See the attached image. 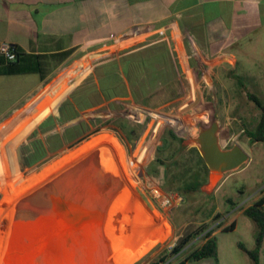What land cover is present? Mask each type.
Listing matches in <instances>:
<instances>
[{
	"label": "crops",
	"instance_id": "1",
	"mask_svg": "<svg viewBox=\"0 0 264 264\" xmlns=\"http://www.w3.org/2000/svg\"><path fill=\"white\" fill-rule=\"evenodd\" d=\"M263 11L264 0H0V42L16 48L13 61L0 55V124L13 115H25L30 111L38 114L39 119L55 110L69 89H63L66 81L81 77L92 57L99 55L91 54L94 51L107 56L92 63L82 76L78 85L80 93L75 97L77 114L61 121L58 128L68 123L66 129H69L78 120L88 125L82 117L88 110L85 114L91 118L131 115L141 122V115L163 108L179 97L182 78H188L189 83H199L203 79V74L198 76L195 72L197 67H202L200 60L210 61L214 67L235 65L236 57L229 47L214 44L229 38L233 42L242 38L251 40L263 26L259 21ZM246 28L250 30L246 31ZM186 45L192 48V55ZM75 65L76 69L67 72ZM179 71L186 75L181 76ZM49 86H52L51 90L41 98ZM72 93L73 89L66 100L71 99ZM184 93L190 96L189 90ZM191 94L195 98V92ZM53 116L57 117V114ZM80 133L77 129L75 135ZM108 139L113 141L108 135L97 136L64 155L30 181L28 188L13 198L10 207L43 181L65 172L74 162L104 147ZM247 142L255 143L249 138ZM69 155L72 156L65 158ZM262 193L244 204H234L231 215L221 214L208 225L219 222L211 235L227 231L224 228L229 225H232L230 230H237L242 225L255 233V224L244 214V209ZM127 202L133 201L109 202V207ZM137 216L136 212H131L128 218ZM109 217L110 229L121 225V234L127 222L114 223L118 214L113 208ZM151 226L148 222L126 241L137 235L132 242L135 247L146 238ZM253 246L254 238L252 246L247 248ZM116 254L120 256L118 251ZM131 256H128L129 260ZM259 264H264V240L259 251Z\"/></svg>",
	"mask_w": 264,
	"mask_h": 264
},
{
	"label": "rangeland",
	"instance_id": "2",
	"mask_svg": "<svg viewBox=\"0 0 264 264\" xmlns=\"http://www.w3.org/2000/svg\"><path fill=\"white\" fill-rule=\"evenodd\" d=\"M250 13L252 14V12ZM259 21H262L263 26L251 40L242 38L238 42H233L232 38H229L216 44L213 43L217 47L228 46L235 54V65L214 67L210 61L202 62L199 59L202 67H197L198 71L195 69V72L198 76L203 74V79L199 83H189L188 78H182L183 83L180 85L179 97L163 108L141 115V122H138V117L131 115H103L91 118V116L85 114L89 110L83 112V119L88 121L86 132L83 135L79 134L81 137L73 140V132H70L69 137L64 134V129L69 125L64 123L63 127H59L62 132V145L54 154L34 163L24 171L18 170L19 157L16 161L15 152L17 147L24 143L26 135L30 131L28 130L29 127L45 119L48 115L58 114V111L55 108V110L49 111L39 119L37 118L38 114L35 115L29 111L24 116L22 115V118L21 115H13L2 122L0 124V237L3 231L4 233L7 232L10 225L11 211H9L8 216L5 212L8 210L5 205L10 192L13 194L18 186L29 183L64 155L100 135H108L113 138V141L106 140L104 147H100L98 150H103L99 157L108 162L106 165L111 170L107 171L119 181V188L117 187L114 193L129 194L130 199H135L136 204H139L138 208H141L140 210L137 206H135L136 208L133 207L134 211L139 210L136 212L137 215L140 218L146 216L147 219L144 217L142 219L148 220L152 224L146 238L142 239L135 247L132 244V249L128 248V245L137 238V235L123 242H120L119 234L116 237L115 234L108 239L110 249L107 258L111 260V264H125L126 262L127 264H147L158 258L163 251L169 250L186 232L196 229L202 223L212 224L220 218L221 214L231 215L232 207H235L234 204H244L257 193H262L264 189V142L246 143L248 139L246 130L254 128L259 116V109L248 98V92L254 94L264 104V11ZM238 27L235 30H238ZM245 30L249 31L250 28ZM248 34L250 33L246 35ZM186 48L189 54L192 55L190 45H186ZM91 54L99 55L92 57L93 60L90 61L78 80L71 77L66 81L63 89L65 90L68 87L69 89L66 96L58 103L69 97L73 86L79 85L82 76L90 69L92 63L107 56L98 51ZM190 60L192 59L190 58ZM82 61H85V59ZM77 65L72 69H68L67 72L76 69ZM179 73L181 76L186 75V73L182 74L180 71ZM82 85L84 83L80 86ZM51 87L49 86L40 97L43 98L45 93L51 90ZM188 90L190 91L189 97L184 93ZM193 91L195 92V98L191 94ZM214 117L218 118L220 124L221 144L230 146L233 143H239L250 157L238 170L226 173L217 188L218 183L210 190L203 189L202 185L198 191L182 193L165 187L166 166L174 171L173 161L181 163L184 160L195 158L194 153L190 150L191 146L186 145L188 140L185 138L182 139L183 145L186 146L182 155L178 151L170 155L171 151L169 149L163 151L161 139V143L153 155L147 156L141 161L137 160L143 149V141L147 139L153 129L161 135L166 130H172L178 137H181L178 133L190 126V135L194 136L198 132L199 124H208ZM110 119L115 120L109 122ZM14 121H16L15 124ZM129 128H135L137 132L132 136H128L127 130ZM236 133L237 135L232 137ZM175 146L174 144L172 147ZM156 157L162 159L165 164L157 163ZM81 160L83 158L74 162V165ZM159 182L162 183L164 189L178 193L183 197L180 205L167 214L163 213L162 207H155L156 205L148 192V186ZM14 196L17 195L14 193ZM106 204L108 206L105 207V210L110 215L112 207H109V201ZM107 213L104 216L105 218ZM216 213L220 214L218 218H215ZM105 218H103V221ZM127 226L125 225V229ZM4 237L5 234L2 240ZM215 238L219 248V254H217L219 264H252V261L246 255V251L239 246V243L246 248L252 246L254 231H247L241 225L237 230L218 232ZM202 239V234L193 238L178 255L172 256L170 262L165 264H173L183 258L190 250L199 246ZM1 244L3 245V241H1ZM116 251L121 255L116 254ZM130 255L132 256L129 260L128 256ZM187 264H214V260L206 258L201 261H191Z\"/></svg>",
	"mask_w": 264,
	"mask_h": 264
},
{
	"label": "water",
	"instance_id": "3",
	"mask_svg": "<svg viewBox=\"0 0 264 264\" xmlns=\"http://www.w3.org/2000/svg\"><path fill=\"white\" fill-rule=\"evenodd\" d=\"M219 132L220 124L218 118L214 117L208 124H199L198 132L194 136L190 135V126L178 133L182 139L188 140L186 145L198 149L206 164L208 179L202 188L207 190L212 189L225 173L239 168L249 159V154L239 143L223 147ZM18 156L20 160V153ZM94 159H98L96 152H92L20 201L3 264H51L53 255L56 257L57 246L68 253L71 264L112 263L107 258L109 241L100 230L105 210L102 207L104 202L101 201H109L108 196L119 185L114 183L117 179L105 171L104 182L100 183L99 194L95 197L87 194L73 199L60 197L64 194L58 192L60 188L67 189V181L72 186L73 177L82 172L98 182L100 177L92 166ZM50 194L55 195L52 197L53 207H26L32 201L38 202ZM32 241H36L38 246L28 251L27 245L33 243Z\"/></svg>",
	"mask_w": 264,
	"mask_h": 264
},
{
	"label": "trees",
	"instance_id": "4",
	"mask_svg": "<svg viewBox=\"0 0 264 264\" xmlns=\"http://www.w3.org/2000/svg\"><path fill=\"white\" fill-rule=\"evenodd\" d=\"M16 50V48H15ZM248 98L254 102L255 106L259 109V116L252 130H246V134L250 142H264V104L252 93L248 92ZM77 114L73 108V93L71 99L66 101V107L61 111V121H66L75 117ZM52 117H49L51 120ZM163 151L168 149L173 152H180L183 154L185 145L182 143V138L178 137L172 130L164 131L162 135ZM174 144L176 145L175 147ZM173 148V149H172ZM190 150L194 153L195 158L190 160H184L183 162L173 161L174 171L170 167L166 166V182L165 187L167 189H175L182 193H188L198 191L200 187L207 182L208 168L204 163L198 149L195 146H191ZM101 159V158H100ZM102 163L106 167L107 161L102 160ZM113 161V160H112ZM156 162L165 164L162 159L156 157ZM111 170V169H110ZM150 171V168H149ZM173 171V172H172ZM172 172V174H170ZM244 214L249 217L255 224L254 233V246L251 249L244 247L241 243L239 246L246 251L249 257L252 259L253 264H259V251L264 240V194L251 202L244 209ZM220 216L216 213L215 218ZM208 224L202 223L196 229L186 232L179 240L173 244L169 250L163 251V253L156 259L150 261L147 264H165L169 263L170 258L174 255H178L183 247L188 244L193 238L202 234L204 241L197 247L190 250L183 258L179 259L173 264H186V262L200 261L202 259L211 258L214 260V264H219L217 258V243L215 236L211 233L214 228L208 229ZM232 225L224 228V230H230Z\"/></svg>",
	"mask_w": 264,
	"mask_h": 264
},
{
	"label": "bare ground",
	"instance_id": "5",
	"mask_svg": "<svg viewBox=\"0 0 264 264\" xmlns=\"http://www.w3.org/2000/svg\"><path fill=\"white\" fill-rule=\"evenodd\" d=\"M102 151L103 150H98L96 152L98 154V159H94L93 163H92V166H93L94 170L97 172V174L100 177V179L98 181L99 183L96 180L92 179V178L86 177L87 176L85 174L86 172L79 173V174H77V175H75L73 177V185L72 186L70 185L71 184L70 181H67L66 185H65L67 187V189L66 190L62 189L61 190V188H60V190H58L59 194H64V195H61L60 197L64 196V197H72L73 199H78L79 197L85 196L87 194L88 195H93V197H95V196H97V194H99V189L101 187L100 183L104 182L103 174H104L105 171L110 170V168L108 166H106V167L104 166V164L102 163V161H101V159L99 157L101 155ZM57 176L58 175H55L52 178L48 179L47 181H43V183L39 187H35V188L31 189L30 192L32 193L33 190L36 191L37 189H39L43 185L47 184L48 182H50L51 180L56 178ZM115 182L117 184L119 183L118 180L114 181V183ZM29 185H30V182L29 183H24V184L18 186L17 189L15 190V192H13V194L10 192V194L8 195V197L6 199V205L5 206H7L8 210L5 211V212H6V215L8 216L9 211H11V216H10V225L8 226L7 232L4 233V231H3V233H2V235L0 237V264H3V262H4L6 253H7L8 248H9L11 233H12V229H13L15 218L17 216L18 207H20L19 203L24 198V196H21L18 201L14 202V204H13L14 206L11 207V210H10V205L13 202V198L15 197L14 193L16 195L20 194L26 188H28ZM53 196H55V195L54 194H50V195H47L44 198H41L40 201H38V202L32 201L26 207H53L52 206V204H53L52 203V201H53L52 197ZM121 200H131V199H130V197H128V198L124 197V199L121 198ZM131 201H133V202H127L126 204H124L122 206L112 207L113 210H115V212L118 214V220H114V223H117V222H120V221H122V222L125 221V222H127L126 225H128L127 228L121 234H119L120 235V237H119L120 242L121 241L122 242L126 241L128 239V237H130L132 235V233H134V231L140 229L141 227L145 226L149 222L148 220L142 219L144 216L142 218H140L138 216L134 217L133 219H129L128 218V216H129V214L131 212H138L139 211L138 209L141 210V208L140 207L138 208V206H137V208H138L137 210L138 211L137 210L134 211L133 207H135V205H136L135 203L136 202H135V199L131 200ZM101 202L102 203L104 202V205L102 207H105L106 203H107V199H105V201L103 200ZM102 203H101V205H102ZM141 213H142V211H141ZM145 219H147V218H145ZM104 224H105V222L103 221L102 225H101V229H100L101 230V234L103 236H104V234H103V232H104ZM122 227H124V226H122ZM4 234H5V237L2 240ZM146 234H148V232ZM1 241H3V245L1 244ZM36 246H38V243L36 241L33 242V243H29V245H27V250L30 251L33 248L35 249ZM55 255H56V257L54 255L52 257L51 264H57V262H59L60 264H71L70 263V257L68 256V253H66L62 247L57 246Z\"/></svg>",
	"mask_w": 264,
	"mask_h": 264
},
{
	"label": "flooded vegetation",
	"instance_id": "6",
	"mask_svg": "<svg viewBox=\"0 0 264 264\" xmlns=\"http://www.w3.org/2000/svg\"><path fill=\"white\" fill-rule=\"evenodd\" d=\"M80 91V87L75 85L73 86V108L76 110V104H75V97L78 95V93ZM66 99L60 103H58V105L56 106V109L58 111L57 117L53 116V115H48L45 119L36 122L33 124L32 127H29L30 130L29 133L26 135V139L24 141V143L21 144V146L19 148L16 149V161H17V157L18 154L20 153V160L19 162H17L18 165V170L19 171H24L25 169L29 168L30 166H32L34 163H37L38 161L46 158L47 156L54 154L57 149L62 145V132L59 131L58 126L61 124V111L62 109H64L66 107ZM19 116V115H18ZM24 116V114H23ZM21 115V118L23 117ZM49 117H52L51 120H49ZM88 127V125L85 124V121L83 120H78L76 122H74L73 127H70L69 129L64 130V134L68 135V132L73 130V140L78 139L79 137H81L80 135H83L84 132H86L85 130H87L86 128ZM77 129L80 130V135L76 134ZM136 129L135 128H129L127 130V135L128 136H132L136 133ZM162 137V135H161ZM17 150H18V154H17ZM128 198V195H121V193L117 192V193H111V195L108 197L109 202H118L119 200ZM136 204V203H135ZM138 206V203L135 205ZM107 207V204L106 206ZM107 210H104L103 213V218H105L104 216L106 215ZM105 224V228H104V237L108 240L110 238H112L115 234L116 236L119 234V231L121 230V225L114 228V229H110V226L108 227L107 225H110L111 223V219L107 213V217L104 220ZM117 223H122V221L117 222ZM115 236V237H116ZM132 247V243L129 244L128 248ZM132 249V248H131ZM121 255V253H120Z\"/></svg>",
	"mask_w": 264,
	"mask_h": 264
},
{
	"label": "built area",
	"instance_id": "7",
	"mask_svg": "<svg viewBox=\"0 0 264 264\" xmlns=\"http://www.w3.org/2000/svg\"><path fill=\"white\" fill-rule=\"evenodd\" d=\"M0 55L3 56L7 61L15 60V47L9 43L0 42ZM161 139V134H157L156 130L153 129L147 139L143 141V149L137 157V160L141 161L144 160L147 156L150 157L151 155H153L156 148L160 145ZM148 192L150 198L156 205L155 207H162L164 214H167L172 209L178 207L183 200L182 195L164 189L162 187V183L160 182L155 185L151 184L150 186H148ZM218 224L219 222H215V224L209 226L208 229L215 228L218 226Z\"/></svg>",
	"mask_w": 264,
	"mask_h": 264
}]
</instances>
